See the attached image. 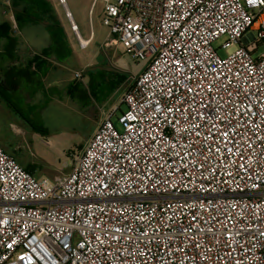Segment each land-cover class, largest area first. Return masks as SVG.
I'll use <instances>...</instances> for the list:
<instances>
[{"label": "built area", "instance_id": "built-area-1", "mask_svg": "<svg viewBox=\"0 0 264 264\" xmlns=\"http://www.w3.org/2000/svg\"><path fill=\"white\" fill-rule=\"evenodd\" d=\"M97 2L146 66L70 172L0 146V264H264V0Z\"/></svg>", "mask_w": 264, "mask_h": 264}, {"label": "rangeland", "instance_id": "rangeland-1", "mask_svg": "<svg viewBox=\"0 0 264 264\" xmlns=\"http://www.w3.org/2000/svg\"><path fill=\"white\" fill-rule=\"evenodd\" d=\"M5 1L0 0V9ZM66 1L65 5L60 0H50L53 23L60 27L70 23L64 10L68 5L82 36L88 38L94 31L92 43L86 48L76 45L73 36L70 42L69 71L73 76L74 70L86 66L83 79L87 85L88 99L79 101L65 95L59 104L46 108V113L33 126L23 123L24 135H9L6 140H2L8 143L5 146L11 149V155L35 170L37 178H53L72 170L76 158L96 132L99 122L117 110L113 118L116 122L117 116L126 109L122 102L124 93L129 83L131 85L132 78L146 66V62L131 58L121 44L115 45L109 41V29L103 24V3L97 2L92 7L94 0ZM15 2L9 0L13 10L19 8ZM9 15H3V19L8 21ZM15 22L17 24L16 17ZM224 41L225 38L217 41L216 48ZM263 51L264 45L259 53ZM219 54L226 56L223 50H219ZM74 57L78 59L76 63ZM30 116L33 118L36 114Z\"/></svg>", "mask_w": 264, "mask_h": 264}, {"label": "crops", "instance_id": "crops-1", "mask_svg": "<svg viewBox=\"0 0 264 264\" xmlns=\"http://www.w3.org/2000/svg\"><path fill=\"white\" fill-rule=\"evenodd\" d=\"M33 1L38 4L28 7L21 1L17 3L19 8L13 10L9 0H6L0 9V146L10 155L11 149L5 146L8 143L2 140H6L9 135H24V116L28 124L30 120L37 121L46 113V108L59 104L63 96L76 98L72 93L80 96L83 101L88 99L85 80L82 78L79 81L75 78L76 72L83 71L84 74L86 66L74 70L73 76L69 71L70 42L73 36L76 45L82 48L83 40L89 46L94 38V31H91L88 38H84L67 5L70 23L59 28L63 35L57 45V52L45 53L53 45L50 30L52 21L46 13L50 0ZM94 4L93 1L92 7ZM64 10L67 14L65 7ZM3 15H9L8 21L3 19ZM12 16L17 18L21 26L16 24L15 28ZM71 16L73 23L77 25V32L71 28ZM74 58L76 63L78 59ZM31 114H36L37 118H32ZM28 166V170L34 174L35 170Z\"/></svg>", "mask_w": 264, "mask_h": 264}, {"label": "trees", "instance_id": "trees-1", "mask_svg": "<svg viewBox=\"0 0 264 264\" xmlns=\"http://www.w3.org/2000/svg\"><path fill=\"white\" fill-rule=\"evenodd\" d=\"M16 2L15 3H19L21 1H23L24 3H26L28 5V7H31L32 5H37L38 3H35L33 0H15ZM46 13L49 15V20L52 21V28L50 29L51 30V33H52V39H53V45L51 48H49L48 50L45 51V53H49L50 51H56L57 52V45L59 44V42H61V37H62V32L61 30H59L60 25H56V23H53L54 20H53V13H52V9H51V6L49 3H47V9H46ZM17 20V18H16ZM17 25L18 26H21V23L19 21H17ZM10 41H12V39H10ZM122 82V81H121ZM72 96L78 98L80 101H83V99L78 96L77 94L75 93H72ZM35 118H37V116H35ZM24 119H25V122L27 123L26 121V116H24ZM24 122V123H25ZM29 122V125L33 126V123L35 121L33 120H30L28 121ZM43 132V131H42ZM13 156V155H12ZM14 158L22 165L24 166L27 170H28V165H25L23 164L20 160H18L15 156Z\"/></svg>", "mask_w": 264, "mask_h": 264}, {"label": "bare ground", "instance_id": "bare-ground-1", "mask_svg": "<svg viewBox=\"0 0 264 264\" xmlns=\"http://www.w3.org/2000/svg\"><path fill=\"white\" fill-rule=\"evenodd\" d=\"M63 4H66V3H63ZM65 7H67V6H65ZM67 9V14H68V8H66ZM70 12V11H69ZM70 14H71V12H70ZM68 17H69V15H68ZM71 22H73V18H72V16H71ZM74 26H77V25H75V24H73ZM87 41H81V44L82 45H84V46H86L87 45Z\"/></svg>", "mask_w": 264, "mask_h": 264}, {"label": "water", "instance_id": "water-1", "mask_svg": "<svg viewBox=\"0 0 264 264\" xmlns=\"http://www.w3.org/2000/svg\"><path fill=\"white\" fill-rule=\"evenodd\" d=\"M67 17H68V14H67ZM69 18V17H68ZM73 23V22H72Z\"/></svg>", "mask_w": 264, "mask_h": 264}]
</instances>
